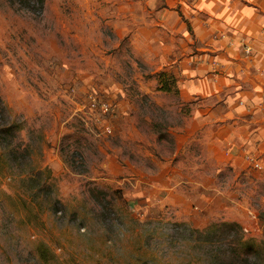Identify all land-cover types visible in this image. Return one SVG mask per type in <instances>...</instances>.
I'll use <instances>...</instances> for the list:
<instances>
[{
  "label": "rangeland",
  "instance_id": "374dc122",
  "mask_svg": "<svg viewBox=\"0 0 264 264\" xmlns=\"http://www.w3.org/2000/svg\"><path fill=\"white\" fill-rule=\"evenodd\" d=\"M191 2L0 0V264H264V170L134 51Z\"/></svg>",
  "mask_w": 264,
  "mask_h": 264
},
{
  "label": "crops",
  "instance_id": "0c3cea01",
  "mask_svg": "<svg viewBox=\"0 0 264 264\" xmlns=\"http://www.w3.org/2000/svg\"><path fill=\"white\" fill-rule=\"evenodd\" d=\"M181 12L160 10L152 27H139L134 51L157 73L174 74L221 165L250 157L264 165V0H192Z\"/></svg>",
  "mask_w": 264,
  "mask_h": 264
},
{
  "label": "built area",
  "instance_id": "2783aa9c",
  "mask_svg": "<svg viewBox=\"0 0 264 264\" xmlns=\"http://www.w3.org/2000/svg\"><path fill=\"white\" fill-rule=\"evenodd\" d=\"M244 52L246 54H250L252 52V49L250 46H244ZM91 109L94 111L99 110L103 114H108L111 111H113V106L108 102H100L98 100H93L90 104ZM107 131L109 132V128H107ZM248 164L255 170H264V165L262 162H260L258 159H255L253 157L248 158Z\"/></svg>",
  "mask_w": 264,
  "mask_h": 264
},
{
  "label": "trees",
  "instance_id": "16d2710c",
  "mask_svg": "<svg viewBox=\"0 0 264 264\" xmlns=\"http://www.w3.org/2000/svg\"><path fill=\"white\" fill-rule=\"evenodd\" d=\"M190 29V26H189ZM159 78H160V82H159V90L161 91H170L171 89H173V87L177 86V81H176V77L174 76L173 73H168L166 71H162L159 73ZM178 89V87H176Z\"/></svg>",
  "mask_w": 264,
  "mask_h": 264
}]
</instances>
